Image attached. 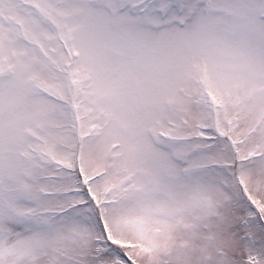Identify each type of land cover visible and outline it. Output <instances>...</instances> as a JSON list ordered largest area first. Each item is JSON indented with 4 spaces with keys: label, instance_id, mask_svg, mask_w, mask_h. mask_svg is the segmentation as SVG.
I'll return each instance as SVG.
<instances>
[{
    "label": "snow or ice",
    "instance_id": "1",
    "mask_svg": "<svg viewBox=\"0 0 264 264\" xmlns=\"http://www.w3.org/2000/svg\"><path fill=\"white\" fill-rule=\"evenodd\" d=\"M0 264H264V0H0Z\"/></svg>",
    "mask_w": 264,
    "mask_h": 264
}]
</instances>
